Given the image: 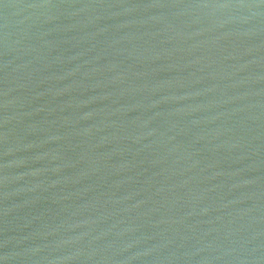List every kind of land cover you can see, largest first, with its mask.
I'll use <instances>...</instances> for the list:
<instances>
[{
  "label": "water",
  "instance_id": "95a60500",
  "mask_svg": "<svg viewBox=\"0 0 264 264\" xmlns=\"http://www.w3.org/2000/svg\"><path fill=\"white\" fill-rule=\"evenodd\" d=\"M0 264H264V0H0Z\"/></svg>",
  "mask_w": 264,
  "mask_h": 264
}]
</instances>
